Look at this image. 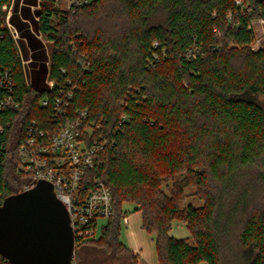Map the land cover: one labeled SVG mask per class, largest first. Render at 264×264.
<instances>
[{
  "label": "trees",
  "instance_id": "1",
  "mask_svg": "<svg viewBox=\"0 0 264 264\" xmlns=\"http://www.w3.org/2000/svg\"><path fill=\"white\" fill-rule=\"evenodd\" d=\"M243 1L249 12L235 0H94L72 12L23 0L21 16L49 43V56L13 14L24 56L32 57L26 84L14 41L0 27V71L10 70L20 101L0 111V137L10 147L1 153L0 204L31 183L12 150L24 126L48 114L39 104L45 76L69 78L77 84L71 110L87 108V121L108 139L83 188L101 180L115 212L98 238L76 244V264H137L121 240L123 203L155 234L158 264H264V46L252 49L248 27L264 17V0ZM37 3L38 21L29 9ZM167 180L169 193L160 188ZM192 185L202 206L180 208ZM173 220L188 237L170 235ZM0 264H8L1 255Z\"/></svg>",
  "mask_w": 264,
  "mask_h": 264
},
{
  "label": "built area",
  "instance_id": "2",
  "mask_svg": "<svg viewBox=\"0 0 264 264\" xmlns=\"http://www.w3.org/2000/svg\"><path fill=\"white\" fill-rule=\"evenodd\" d=\"M15 1L9 0L1 5L0 27L8 29L20 60L23 78L29 85L31 84L30 62L32 57L31 55L28 58L24 56L19 42V32L11 21L12 15L16 13L23 21L28 22L30 31L42 41L47 57L49 56V43L42 39L31 21L21 16L23 0H19L16 10H14ZM92 1L94 0H51V7L63 12H72L76 7ZM38 3L29 6L32 13L38 7ZM235 4L241 11L249 12L243 0H235ZM33 15L38 21V15L34 13ZM231 16L232 12H228L229 19ZM257 21L264 23V17L259 16L252 19L248 27L253 30V24ZM259 47L261 46L252 47V49ZM29 53L31 54V50ZM78 63L81 68L88 69L89 62L85 59L81 58ZM44 84L46 92L39 104L48 110V114L44 122L31 119L24 126L23 136L12 151L17 159V172L27 174L31 179V183L26 185L24 190L31 188L39 180L48 181L52 184L56 196L65 205L74 236L71 264H76V244L94 237L96 221L99 218H108L115 214L110 190L101 180L95 179L92 187L88 189L83 188L82 184L86 171L92 168L94 158L106 147L108 139L102 132H98L100 127L98 124L94 125L87 121V108L71 110L70 103L77 88L75 82L69 78L57 82L47 74ZM13 91L12 74L8 69H2L0 71V111L9 112L20 107V101ZM7 149L10 147L0 137V160L1 153ZM122 223H128L127 215L122 218ZM7 263L10 264L8 261Z\"/></svg>",
  "mask_w": 264,
  "mask_h": 264
},
{
  "label": "water",
  "instance_id": "3",
  "mask_svg": "<svg viewBox=\"0 0 264 264\" xmlns=\"http://www.w3.org/2000/svg\"><path fill=\"white\" fill-rule=\"evenodd\" d=\"M73 250L68 211L50 182L39 180L3 199L0 255L10 264H71Z\"/></svg>",
  "mask_w": 264,
  "mask_h": 264
},
{
  "label": "rangeland",
  "instance_id": "4",
  "mask_svg": "<svg viewBox=\"0 0 264 264\" xmlns=\"http://www.w3.org/2000/svg\"><path fill=\"white\" fill-rule=\"evenodd\" d=\"M31 10V8L29 7ZM32 12V11H31ZM34 13V11H33ZM32 13V14H33ZM253 32H254V38L257 40H253L251 43V47L257 48L258 46H264V23L260 22H255L253 24ZM258 42V43H257ZM173 187V181L172 180H167L161 183L160 188L165 192L169 193L171 188ZM196 187L194 185L189 186L183 190V196L181 199L178 201V205L180 208L186 207L188 204L195 206V207H200L203 204V200L199 198L197 195ZM123 210H126L127 213H133L134 209L132 204L130 203H123ZM107 219L106 218H99L96 221V232L94 237L98 238L102 227L105 225ZM125 230H124V225H122V230H121V237H123ZM170 235L176 237V238H186L189 236V230L187 229L186 225L179 221V220H173L171 222V227L169 230ZM199 264H206L205 262H200Z\"/></svg>",
  "mask_w": 264,
  "mask_h": 264
},
{
  "label": "crops",
  "instance_id": "5",
  "mask_svg": "<svg viewBox=\"0 0 264 264\" xmlns=\"http://www.w3.org/2000/svg\"><path fill=\"white\" fill-rule=\"evenodd\" d=\"M127 216L128 223H122L125 232L121 240L136 254L137 264H158L155 234L142 228L140 211L134 210L133 213H127Z\"/></svg>",
  "mask_w": 264,
  "mask_h": 264
}]
</instances>
